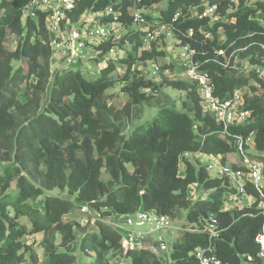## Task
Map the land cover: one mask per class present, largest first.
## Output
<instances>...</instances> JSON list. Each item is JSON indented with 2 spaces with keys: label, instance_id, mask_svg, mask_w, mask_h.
<instances>
[{
  "label": "trees",
  "instance_id": "1",
  "mask_svg": "<svg viewBox=\"0 0 264 264\" xmlns=\"http://www.w3.org/2000/svg\"><path fill=\"white\" fill-rule=\"evenodd\" d=\"M160 1L141 0L140 6L147 8ZM28 2L0 0V163L5 164L0 173V264H112L117 257L126 259L127 264H163L148 249L123 253L120 233L102 220L95 221V231L83 227L78 238L75 228L79 223L64 218L76 205L70 199L44 195L45 190L54 188L65 190L78 204L104 208V217L143 208L174 219L183 210L185 221L196 225L198 231L185 229L172 243L171 264L198 263L191 252L207 243L199 229L210 213L223 228L215 241L222 262L262 264L254 241L262 217L253 186L245 184L246 194L255 198L252 204L227 209V197L235 192L228 177L210 176L206 164L187 155L220 157L219 163L225 164L228 155L237 150L234 136L241 135L250 138L264 173V77L254 72H228L236 60L264 64V0H167L155 17L159 23L167 22L179 12L176 28L193 30L191 37L177 31L174 36L180 46L195 50L193 59L212 77L214 95L227 99L248 85L249 93L241 92V107L251 114L243 122L231 124L228 134L213 115L202 110L194 83L165 75L157 81L136 67L165 54L156 49L158 44L142 49L144 31L127 29L133 24L126 11L132 0L76 2L72 20L86 10L94 12L111 5L121 10L119 21L126 27L119 41L108 39L95 46L91 63L99 68L93 77L83 75L81 69L61 66L52 71L45 14L38 12L36 18L22 22ZM212 4L219 19L210 23L208 17L198 18L204 5ZM10 35L16 37L13 49L5 46ZM125 42L132 45L125 57L108 58L110 48L122 47ZM219 50L224 51L227 66L220 64L225 60L217 54ZM161 69L172 67L164 64ZM250 79L257 85H249ZM116 83H121L120 91L127 94L120 108L105 94ZM163 86L185 92L181 107L157 99L156 116L134 127L143 105H151ZM248 146L247 142L245 148ZM230 165L237 167L234 162ZM102 170L109 176L105 181ZM192 184L208 191L207 195L190 199ZM41 196L39 206L32 205L30 199ZM33 233H42L41 260L22 240Z\"/></svg>",
  "mask_w": 264,
  "mask_h": 264
},
{
  "label": "built area",
  "instance_id": "2",
  "mask_svg": "<svg viewBox=\"0 0 264 264\" xmlns=\"http://www.w3.org/2000/svg\"><path fill=\"white\" fill-rule=\"evenodd\" d=\"M78 0H29L28 4L22 10V22L28 18H36L38 12L45 14L46 27L49 35V45L51 50V59L53 63H58L59 66L65 68L83 69L86 64L87 53L96 52L95 46L102 41L108 39L115 40L117 37V28L122 26L119 21L121 10L113 6L98 11H84L77 20L71 19V13ZM141 0H132L127 8V14L131 18L132 23L141 26L140 31H144L142 49L150 50L153 44H158L161 37H170L174 35V31L185 37H191L193 30L191 28L182 31L176 28L174 21L179 12H176L173 17L167 22L159 23L154 17L147 18L146 8L140 6ZM236 1V0H230ZM216 5H204V8L199 12L198 18L208 17L210 20L215 16ZM216 17V16H215ZM106 18V20H102ZM210 37L209 33L205 34ZM114 48H110L109 53L113 52ZM87 51V52H86ZM195 50L188 45H182L178 53L183 61L185 70L191 82L196 86V91L199 97V103L204 112L214 116L223 128V133L228 134V128L233 123H240L246 120L251 111L241 107L242 93L240 90L233 92L231 97L221 99L214 95V82L210 74L200 67V63L194 61L193 55ZM113 54V53H111ZM225 60L220 63L227 66L228 59L223 50L217 51ZM115 55H110L113 58ZM256 67L254 73L259 77L264 75V67L252 65ZM158 71V66L153 64L149 71V75L153 77ZM156 79V78H155ZM249 137L244 139L241 135H235L234 140L237 146L236 153L240 158V162L236 163L237 167L233 168L230 164H218L211 162L207 164L208 169L217 168L219 175H224L232 179L234 182L235 192L231 194L234 201L238 196L242 199L251 198L253 203L255 198L252 195H247L245 184L250 183L257 192L256 208L260 213L262 220L259 230L257 231L254 241L257 245V258L264 264V173L262 163L250 157L245 148V144L249 141ZM210 159V158H209ZM215 161V160H214ZM251 203V204H252ZM82 211L91 213V222L96 220H104L102 210H95L87 204H80ZM116 216V215H115ZM123 216V223L128 227L120 233V245L125 253L127 250L148 249L157 251L159 258L163 264H171L169 260V247L165 230L170 226L171 218L167 214H161L154 210H146L139 208L131 214ZM190 231H198L196 225L188 228ZM222 227L219 225L218 218L215 214L210 213L199 231H203L207 238V243L204 247H196L191 254L197 259V264H227L216 254L215 241L218 239ZM124 259V258H123ZM249 261L252 260L248 256ZM123 264H127L124 259Z\"/></svg>",
  "mask_w": 264,
  "mask_h": 264
},
{
  "label": "rangeland",
  "instance_id": "3",
  "mask_svg": "<svg viewBox=\"0 0 264 264\" xmlns=\"http://www.w3.org/2000/svg\"><path fill=\"white\" fill-rule=\"evenodd\" d=\"M166 6H167V0H162L155 5L147 7L145 10V13L149 17L154 18V17L159 15V10L162 8H165ZM218 19L219 18L217 16L216 17L213 16L211 18L210 23L217 21ZM262 23L264 24V21H262ZM127 29L128 30H134V29L139 30V29H141V26H139L136 23H133L132 25L127 27ZM117 30H118L117 31L118 36L115 37V40H114L115 42L119 41L120 38L123 36V34H125L126 27H124L122 25V26H119L117 28ZM219 37H221V38L223 37V34L221 33V31H219ZM160 39H161V41L158 43L159 46L156 49L163 50L165 56L157 58L156 60H153L150 62L138 63V64H136V67L139 68L141 70V72H143L144 75H146L147 78H151V79L156 78L157 81H159V79H161L162 75H165L167 77L180 78V79L186 80V81H191V79L189 78V76L186 73L185 66L183 65L182 59L180 57H178V53H179L180 48H181V46L179 45L178 38L176 36L172 35L170 37L162 36ZM15 45H16V37L13 35L8 36V38L5 42L6 48L7 49H13L15 47ZM131 48H132V45L128 42H125L122 47L114 48L113 49L114 51L111 52L113 54L109 53V54H107V56H108V58L110 57V55H117L116 57H125L126 52L131 51ZM138 53H139V50H138ZM94 56H95V52L90 51L87 53L86 64L84 65L83 69H81L83 72V75L93 77L97 74L99 65L91 63V59ZM13 63H16V61H13ZM153 64H156L158 66V71H157L156 75L151 77L149 75V71H150L151 66ZM164 64L171 65L172 69L171 70L167 69V70L162 71L161 66H163ZM256 67L252 66L246 60H236L234 65L230 69H228V72H232L235 75L253 73L255 71ZM258 67H264V64H260ZM75 68L79 69L77 66H75ZM122 68H123L122 65L118 66L119 70H121ZM52 71L54 72V69ZM262 77H264V75ZM250 84L257 85L253 81V79H250L249 85ZM121 86H122L121 83H116L114 85V87L110 88L105 93L107 96V100L111 104H113L116 108H120L123 105V103L125 102V100L127 99V94L125 92L120 91ZM258 89H259V91H261L260 88H258ZM240 92L249 93L248 85L240 88ZM20 99L23 101L24 97L20 96ZM157 99H159L162 102L169 100L171 103L174 104V106L176 108L179 109L181 107V101L183 99H186V94L183 91H179V90L173 89L171 87H166V86L161 87L160 90L156 94H154V98L151 102L152 106L151 105H143V113L141 114V118L139 120H137L136 122H134V125H133L134 127L141 125V124H144L147 120H150L156 116L157 111H158V107L154 106V102ZM132 129L130 130V133H131ZM247 152L250 155V157H252L256 160H260V158L258 157V153H256L255 150L247 149ZM260 156H263V155L260 154ZM187 157H189L192 160L196 159L198 161H201L203 164H206V165L209 162H211V160H212L211 158L206 159L205 157L201 158L199 155H191V154H188ZM219 159H220V157H215L214 158L215 161L213 160V162L219 164ZM234 159L236 161H240V158L238 155H236V154L228 155V159L226 160L225 164H231V162H234ZM4 166H5L4 163H0V173L3 170ZM182 169H183V165L181 164V170ZM181 170H180V172L182 173ZM207 171H208L210 176H219V177L222 176V175H219L217 173V168L207 169ZM101 178L104 181L109 178V176L105 172V170H102ZM228 179H229V185L231 187H234V182L232 181V179L229 177H228ZM12 187H14L13 184H12ZM194 187L188 188V196L193 201H195L197 199L204 198L207 195L208 191L202 189L200 186H198V187L194 186ZM44 195L58 196V197L64 198V199H70L74 202V205H76L75 209H73L72 212L70 214L66 215L64 218L72 219L73 221H76L77 223H79L80 226L75 228V234L78 238L83 233V227H85L86 230H94V231L96 230L95 222L94 223L91 222V218H92L91 213H89L88 211H82L80 204H78L75 201V199L72 195L66 193L65 190L63 191V190H59L57 188H54V189L49 190V191L45 190ZM42 198H43V196H41L40 198H37V199L35 197H33L32 199H30V202L34 206H39L38 203L40 202V200H42ZM232 198L233 197H231V195H228L227 200H226L227 209L246 207L252 203L251 198L242 199L238 196V199L236 201H234ZM110 221H111V224H109V225L114 230H117L118 232H121L122 230H125L126 228H128L123 223V216L122 215H116L114 221L113 220H110ZM190 226H191V224H188L185 221L184 211L179 210L177 212V216L174 219H171L170 226L165 230V235L167 238V244H168V247L170 248L169 252L171 250L172 243L179 237V235L185 229H188ZM41 237H42V233H33V234L25 235L22 238V240L26 243V245H29L31 247L32 251L37 253V255H39L40 258L42 257V253H43L42 248L40 246ZM152 252H154V251H152ZM28 254H29V252L26 253L27 263H30V259H28ZM118 258H120V257H118ZM123 261H125V260L123 259ZM123 261H121L122 264H123Z\"/></svg>",
  "mask_w": 264,
  "mask_h": 264
},
{
  "label": "crops",
  "instance_id": "4",
  "mask_svg": "<svg viewBox=\"0 0 264 264\" xmlns=\"http://www.w3.org/2000/svg\"><path fill=\"white\" fill-rule=\"evenodd\" d=\"M116 56H117V55H115V56H113V57L116 58ZM104 61H105V60H104ZM102 64H103V62L100 63V65H102ZM51 69H52V70L54 69V71L57 70V69H59V65H58V63H53V62H52V63H51ZM250 142H251V141L249 140V141H248V144H249L248 147H249L250 149H253V144H251ZM249 148H248V149H249ZM234 154L237 155V153H234ZM199 156H200L201 158H204V157H205L206 159H208V157L205 156V155H199ZM239 162H240V161H236V160L234 159V163H239ZM194 186H197V187H198L199 185H198V184H192V185H190V187H194ZM194 188H195V187H194ZM115 217H116L115 215L107 216V217L104 218L103 221H104L105 223H107V224H111V221H110V220H113V221H114ZM113 218H114V219H113ZM41 238H42V237H41ZM154 252H155V254H156L157 256H159V254L157 253V251H154ZM38 256H39V255H38ZM39 258H40V257H39ZM42 258H43V255H42V257L40 258V260H41ZM121 261H123V258H121V257L118 258V257H117V258H115V259L112 260V264H122ZM170 263H171V262H170Z\"/></svg>",
  "mask_w": 264,
  "mask_h": 264
}]
</instances>
